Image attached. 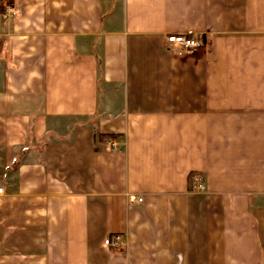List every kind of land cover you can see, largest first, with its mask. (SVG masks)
Instances as JSON below:
<instances>
[{
  "label": "crops",
  "instance_id": "crops-1",
  "mask_svg": "<svg viewBox=\"0 0 264 264\" xmlns=\"http://www.w3.org/2000/svg\"><path fill=\"white\" fill-rule=\"evenodd\" d=\"M0 189V264H264V0H0Z\"/></svg>",
  "mask_w": 264,
  "mask_h": 264
},
{
  "label": "built area",
  "instance_id": "built-area-1",
  "mask_svg": "<svg viewBox=\"0 0 264 264\" xmlns=\"http://www.w3.org/2000/svg\"><path fill=\"white\" fill-rule=\"evenodd\" d=\"M19 11L9 8L7 10V15H18ZM165 44L167 50L170 51H181L186 54H192L195 51L203 48V42L199 38H187L182 35H168L165 39ZM111 148L115 149L117 144L115 141H110L108 144ZM192 189L196 192H201L204 190V186L201 183L200 176L193 175L191 178ZM3 190L0 189V194H2ZM140 201V200H139ZM125 242L124 238L121 235H116L107 238L104 241V248L107 251L112 250H121L124 248Z\"/></svg>",
  "mask_w": 264,
  "mask_h": 264
}]
</instances>
